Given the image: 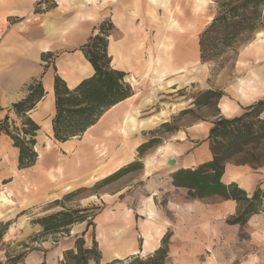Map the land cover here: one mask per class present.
<instances>
[{
  "label": "rangeland",
  "instance_id": "1",
  "mask_svg": "<svg viewBox=\"0 0 264 264\" xmlns=\"http://www.w3.org/2000/svg\"><path fill=\"white\" fill-rule=\"evenodd\" d=\"M8 1L11 0L6 2ZM116 1L118 0L98 2L97 6L93 4L81 6L80 0H77V5L74 3L75 0H20L15 4L19 6L18 9L0 11V44L4 36H15L19 39L22 49L33 47L32 49L37 50L38 62L51 63L54 68L55 60L59 56L79 51L77 49L83 43L80 41L84 37L87 39L100 23H113L111 7ZM160 1L166 4L163 5ZM194 2L195 0H157V3H151L149 0H130L131 6H137L134 17L141 22L139 30L142 37L135 45V61L138 68L126 74L127 77L133 73L140 75L137 78L138 84L131 86L138 94L128 113L138 121L159 112L167 104L175 106V111L167 115L166 121H158L149 127L136 124L134 130L127 129L126 133L121 132L125 137L129 136V139L125 140L117 138L114 133H107L105 134L107 138L101 139L100 144L93 135H89L85 139V144H79L82 137L74 138L68 144L70 147L66 148L64 144L50 140L47 135L39 138L35 151L37 154L46 152L44 153L46 165L52 169L50 177L57 180L63 176L68 180L52 189L48 202L22 210L15 206L10 191L12 203H0V222L10 223L0 242V264L6 263V255L22 252L24 255L16 264H32L37 257L45 259V264H61L65 250L61 251L60 243L71 242L70 248H73L76 237L81 236L83 231H86L83 235L85 247H91L95 241L100 252L98 264H107L114 259L112 253L118 243L124 245L125 240L132 248L140 249L141 237L145 239L147 232L156 229L162 231L159 220L165 214L166 201L171 196L176 195L181 200L187 199L186 190H172L167 188L168 185L166 187L165 180L169 179L170 175L160 170L162 164L166 166L165 159L157 157L158 163L152 166L148 174L144 169L145 160L151 161L150 156L154 152L163 154L164 151L158 147L163 144H169L176 151L166 159L176 157L179 150L175 147L186 137L189 125L203 127L204 121L212 122L214 119L210 116L216 112L215 105L218 102L227 101L233 105L237 103L240 105L238 112L240 113L241 108L245 107L240 104L241 99L238 96L240 87L244 84L263 85L264 80L262 78L264 30L256 33L254 39L242 45L236 57L220 70H215L212 63L200 62L198 34L214 15L215 3L210 0L202 10H194ZM133 9L131 7L130 18ZM177 22L182 26L181 31L172 30V26L177 25ZM104 27L108 28L107 24ZM118 35L119 32L113 30L109 40ZM43 45L48 49L45 53L41 52ZM257 45L261 46V53L259 49L255 50ZM167 55L171 56L173 65L184 66L188 71L179 75L170 72L166 75L165 81L158 83L153 78L156 76L157 58ZM149 64L151 65L148 66ZM174 84L178 87L173 91L170 87ZM138 88L141 89L140 92ZM207 89L222 92L223 95L212 104L196 106L193 103L194 98ZM263 96L264 91L260 98ZM139 129L143 131L134 134ZM140 139L141 142L154 139V142L140 153L138 151ZM47 142L50 143L48 150L45 149ZM104 142L111 143V146L107 147ZM200 144L201 141L198 140L194 147ZM104 151L105 153L100 155ZM125 152H128L130 158L119 168L127 167L128 164L133 166L113 180L103 182L102 177L106 175H100L98 166L106 165L109 159ZM123 156L119 159H124ZM242 165L246 166V177L250 175L252 177L251 182L248 179L244 184L246 192L250 194L257 186L263 187L264 144L249 145L244 152L227 160L225 163L228 169L227 178L232 174L236 175L233 172L235 167ZM95 177L99 179L94 180ZM241 181L244 182L242 179ZM67 186L70 190L65 189ZM61 189L62 196L59 193ZM153 195L156 197L154 201L152 199L155 216L152 223H148L144 210L147 199ZM207 202L219 203L222 202V198L216 196ZM230 207L222 211L221 216L211 218L209 225L205 222L204 225L198 223L194 226V231L213 232L210 236L205 234L208 240L205 250L195 253L192 264H264V212L252 215L243 226L232 225L228 220L236 214L238 205L234 203ZM76 208H87V211L81 212L87 215L93 213L95 218L91 220L92 224L87 226L86 221L76 222L65 229L45 233L40 224L34 222L61 209ZM123 255L119 259L128 264L132 255ZM90 262L97 264L93 260L88 264ZM166 264H172L168 257Z\"/></svg>",
  "mask_w": 264,
  "mask_h": 264
},
{
  "label": "trees",
  "instance_id": "2",
  "mask_svg": "<svg viewBox=\"0 0 264 264\" xmlns=\"http://www.w3.org/2000/svg\"><path fill=\"white\" fill-rule=\"evenodd\" d=\"M213 2L215 13L198 34V50L200 62L212 63L218 71L236 57L242 45L250 42L256 33L264 30V0H213ZM105 24L108 28L104 27ZM113 30L116 28L112 22L100 23L77 49L90 63L93 69L91 76L69 87L55 71L53 76L55 112L51 120L52 138L55 141L65 142L81 136L109 108L133 95L132 87L125 80L126 73L111 65L108 44ZM222 95V92L207 89L199 93L193 103L196 106H207ZM43 96L41 80H34L29 85L26 96L11 104L18 122L10 121L6 115L0 124V132L8 135L13 141V146L18 149L19 169L34 165L37 159L34 136L39 125L29 117L28 112ZM263 112L264 96L242 107L238 114L230 117L217 116L205 138L209 143L211 159L193 168H179L170 174L172 185L185 189L188 199L201 200L219 196L225 200L235 201L238 210L228 220L232 225L243 226L252 215L264 212V186H257L248 194L236 182L225 183L222 180L227 160L244 152L249 145L264 144V118L261 117ZM153 140L141 143L138 151L142 153L154 142ZM128 165L118 168L102 181L109 182L133 166ZM85 211L87 208L61 209L34 222L40 224L45 233L65 229L76 222L86 221L89 226L95 216L93 213L88 215L81 213ZM9 225V222H0V242ZM85 232L76 237L73 248L64 251L61 264H88L90 260L98 264L100 252L97 243L93 241L91 247H85L83 239ZM169 235L168 232L165 233L160 246L148 255H132L128 264H166ZM23 255L24 252L6 255L5 264H16ZM107 264L124 263L123 260L114 258Z\"/></svg>",
  "mask_w": 264,
  "mask_h": 264
},
{
  "label": "crops",
  "instance_id": "3",
  "mask_svg": "<svg viewBox=\"0 0 264 264\" xmlns=\"http://www.w3.org/2000/svg\"><path fill=\"white\" fill-rule=\"evenodd\" d=\"M0 0V11H10L19 8L15 5L20 0ZM81 6L84 4H93L97 6L96 3H106L109 0H80ZM113 1V0H110ZM210 0H195L194 10H202ZM157 2V0H156ZM75 5H77V0H75ZM166 3V2H164ZM130 0H118L112 3L111 7V19L113 21L116 30L119 32L117 37H111L108 44V53L111 57V65L119 70L124 71L126 74L130 73L132 70L138 68V63L136 64V43L141 41V31L139 27L141 22L137 21L136 8L137 6H131ZM131 7L134 8L131 12L132 16L130 18ZM211 17V16H210ZM136 19V20H135ZM133 20H135L133 22ZM133 22V23H132ZM181 25L177 22V25L172 26L173 29L181 31ZM86 38L84 37L80 43L84 42ZM135 43V44H134ZM44 46V45H43ZM168 47V46H167ZM33 48V47H32ZM22 49L20 41L17 37L12 35L4 36L0 44V124L4 120L5 116L9 117L10 121L18 122V118L11 108V104L22 99L28 93L29 85L37 79L41 80L44 89V96L36 104V106L28 112L29 117L39 125V129L36 131L34 136L37 140L42 136H49L50 140L55 141L52 138L51 130V120L55 112L54 108V93H53V76L56 71L66 82L69 87L75 86L80 80L91 76L93 69L90 63L84 58L80 51H74L72 53H66L59 56L53 64H46L44 62H38V53L36 49ZM25 50H28L25 52ZM48 49H43L41 52L45 53ZM149 64L148 66H150ZM182 71V72H180ZM187 68L184 66H175L171 62V56L167 55L162 58H157L156 66V76L153 77L158 83L165 81L166 75L168 73L181 74L187 72ZM140 73V72H139ZM146 74V73H145ZM140 75L136 73L129 74L127 77V82L130 86L138 84V79ZM134 79H133V78ZM151 78V79H153ZM143 79L141 78V81ZM157 83V84H158ZM174 84L171 90H176L178 86ZM176 87V88H175ZM133 95L126 98L125 100L115 104L109 108L100 119L91 127H89L81 136L73 137L65 142H59L67 146L74 138H81L79 141L80 145L85 144V139L89 135H93L96 141L101 144V139L106 137L105 134H113L120 139H129V136L125 137L120 131V126L125 113L130 109L131 105L135 103L137 92L134 89ZM140 92L141 89L138 88ZM264 91V86L261 84H252V86H247L244 84L240 87L239 98L241 99V105L246 106L251 104L260 98ZM236 105V106H235ZM231 104L230 102H218L215 105L216 112L210 117L215 119L217 116L230 117L237 114L240 109L239 104ZM264 118V112L261 114ZM203 127H197L196 124H191L187 127L185 133V138L180 140L179 144L175 148L179 150L176 157H169V159H174V164L170 167L161 165L160 170L168 173L169 175L179 168H193L202 162L211 159V152L209 149V143L205 141L207 137L208 130L211 127L212 122H203ZM137 130L134 134H136ZM135 137V136H134ZM107 138V137H106ZM133 138V137H132ZM49 139V138H48ZM142 139L139 140L141 142ZM201 141V144L194 147V144ZM49 141V140H47ZM57 142V141H56ZM138 142V144H139ZM143 142V141H142ZM141 142V143H142ZM107 147L111 146V143L104 142ZM158 147L164 149L163 154H152L150 157L151 161L144 164L145 172L148 174L152 166L157 162L159 158L165 159L176 151L169 146V144H163ZM45 149H50V143L47 142ZM107 150V149H106ZM44 153L37 154V159L34 165L19 169L17 166L18 149L13 146V141L10 137L3 132H0V189H4L8 193H12V199L15 202V206L20 209H26L32 207L36 204L48 202L50 199V193L53 188H56L59 183L67 181V177L60 176L57 180H53L50 176L52 175V169L50 166L46 165V160L44 159ZM102 152L100 155L104 154ZM124 154V156H123ZM123 156L124 159H119ZM128 152L122 153L118 156H114L106 163V165L101 164L98 169L101 171V176H108L119 168L120 165L126 163L130 158ZM121 157V158H123ZM57 169L60 170V167ZM228 169L225 167L222 180L225 183L238 182L240 187L245 189V182L252 181V177H246V166H237L234 169V173L227 178ZM241 176V177H240ZM254 176V175H253ZM232 177V178H231ZM104 178V177H102ZM95 177L94 180H98ZM241 179L244 181L242 182ZM259 179V178H258ZM262 182V181H260ZM237 183V184H238ZM264 184V182H262ZM167 185L172 190H185L183 188H177L172 185V179L165 180ZM248 184V182H247ZM251 184V183H250ZM244 185V186H243ZM62 188V187H61ZM67 186L65 189L70 190ZM167 189V190H170ZM58 190V188L56 189ZM60 195H63L62 189L60 190ZM216 196L208 197L205 199H182L178 196L173 195L166 201L165 214L159 220V226L162 231H150L145 234L142 239V246L132 248L131 244H126L123 240L124 245H120L118 242L117 247L113 251L112 255L114 258L119 259L123 256L132 254H144L150 253L155 250L160 245V240L166 232H170L169 243H168V260L172 264H192L195 253L198 251H203L208 243L205 238V234L209 236L213 231H194V226L198 223L201 225L205 222L207 225L210 224V220L213 217H219L222 215V211L227 208H231L235 201L225 200L222 198V202H212L208 203L207 200L215 198ZM58 198V197H57ZM152 199H156L153 195L147 199V205L145 206V216L146 222L152 223V219L155 216V210L152 203ZM26 203V205H22ZM151 211V212H150ZM128 213V212H125ZM154 213V215H151ZM151 216V217H150ZM203 224V225H204ZM11 229V228H10ZM169 230V231H166ZM152 236V240H150ZM126 239V238H125ZM65 243V244H64ZM62 244L61 251L69 249L71 242H64ZM112 256V257H113ZM45 259L42 257L36 258V261L32 264H40L44 262ZM30 264V263H29ZM93 264V263H89Z\"/></svg>",
  "mask_w": 264,
  "mask_h": 264
},
{
  "label": "bare ground",
  "instance_id": "4",
  "mask_svg": "<svg viewBox=\"0 0 264 264\" xmlns=\"http://www.w3.org/2000/svg\"><path fill=\"white\" fill-rule=\"evenodd\" d=\"M148 1V0H147ZM151 3H157L156 0H149ZM161 4L165 5L163 1H160ZM156 6V5H155ZM161 7V6H160ZM46 45L43 46V49H46ZM259 49V53H261L260 49L261 46L257 45L255 50ZM195 70V69H194ZM181 72V71H180ZM133 78V77H132ZM264 79V75L262 77ZM134 79V78H133ZM262 84L264 85V80H262ZM172 105V104H170ZM166 105L165 107L161 108V110L155 114H152L151 116H148L144 118L143 120H135L134 116L130 115L128 111L125 113L123 117V121L120 126V131L122 133H126V130L129 129V131L134 130V126L137 124L142 127H149L151 125L157 124L158 121H166V117L168 114H171L174 112L175 106ZM174 105V104H173ZM124 125V126H123ZM70 146L67 144L66 148H69ZM163 151L164 149L160 147ZM231 176V175H230ZM0 203L1 204H9L12 203V200L10 199V193L5 191L4 189H0ZM151 212V211H150ZM151 217V216H150ZM152 222V221H151ZM156 231V230H155Z\"/></svg>",
  "mask_w": 264,
  "mask_h": 264
},
{
  "label": "water",
  "instance_id": "5",
  "mask_svg": "<svg viewBox=\"0 0 264 264\" xmlns=\"http://www.w3.org/2000/svg\"><path fill=\"white\" fill-rule=\"evenodd\" d=\"M76 137H78V136H76ZM165 164L167 167L172 166L174 164V159L173 158L167 159Z\"/></svg>",
  "mask_w": 264,
  "mask_h": 264
}]
</instances>
